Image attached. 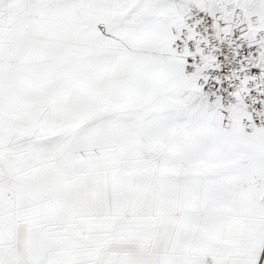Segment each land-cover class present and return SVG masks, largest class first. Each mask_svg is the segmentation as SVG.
<instances>
[{
    "label": "snow or ice",
    "instance_id": "obj_1",
    "mask_svg": "<svg viewBox=\"0 0 264 264\" xmlns=\"http://www.w3.org/2000/svg\"><path fill=\"white\" fill-rule=\"evenodd\" d=\"M0 264H264V0H0Z\"/></svg>",
    "mask_w": 264,
    "mask_h": 264
}]
</instances>
